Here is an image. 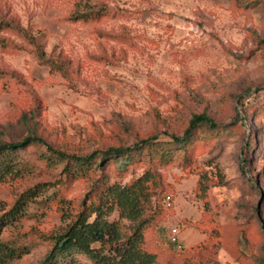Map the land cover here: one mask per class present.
Wrapping results in <instances>:
<instances>
[{"label":"rangeland","instance_id":"obj_1","mask_svg":"<svg viewBox=\"0 0 264 264\" xmlns=\"http://www.w3.org/2000/svg\"><path fill=\"white\" fill-rule=\"evenodd\" d=\"M204 113L220 129L178 149L172 137ZM28 136L81 155L156 136L169 154L74 178L44 144L24 148L0 209L43 187L2 232L11 264L41 263L101 179L125 185L148 169L159 264H264V0H0V143Z\"/></svg>","mask_w":264,"mask_h":264},{"label":"trees","instance_id":"obj_2","mask_svg":"<svg viewBox=\"0 0 264 264\" xmlns=\"http://www.w3.org/2000/svg\"><path fill=\"white\" fill-rule=\"evenodd\" d=\"M86 17L89 15L81 12L75 16L77 20ZM36 49L38 58L50 68L61 70L63 65L66 67L37 45ZM203 127L217 130L221 125L205 113L195 115L183 135L172 137L174 145L178 149L186 147ZM39 143L47 146L54 156L65 160V172L74 178L87 176L96 169L103 173L112 165L128 169L133 161L141 162L147 152L152 164L166 161L169 154L156 136L142 139L133 146L110 147L86 155L57 150L43 138L28 136L19 141L0 143V182L17 177L22 166L19 152ZM157 179L150 169L125 185H109L101 179L96 186L97 192H101L98 200L85 203L62 230L50 236L51 251L38 264H159V253L146 245V232L154 226L151 227L154 221L152 192L158 185ZM42 187L36 186L20 194L9 210L0 209V264H11L18 254L1 239L2 232L26 215L28 204L41 195ZM115 214L118 219L112 220ZM156 233L164 241L166 233L163 230ZM167 242L175 251H183L180 240L173 242L168 235Z\"/></svg>","mask_w":264,"mask_h":264},{"label":"built area","instance_id":"obj_3","mask_svg":"<svg viewBox=\"0 0 264 264\" xmlns=\"http://www.w3.org/2000/svg\"><path fill=\"white\" fill-rule=\"evenodd\" d=\"M166 205H167V207H171L172 206V204L170 202V198L166 201ZM171 239H172L173 242L178 241L177 229L176 228L172 230Z\"/></svg>","mask_w":264,"mask_h":264}]
</instances>
